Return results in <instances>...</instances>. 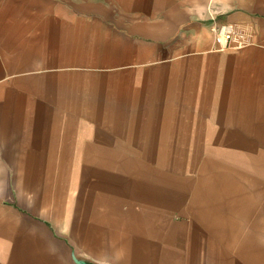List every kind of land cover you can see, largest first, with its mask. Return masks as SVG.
Listing matches in <instances>:
<instances>
[{
  "label": "crops",
  "instance_id": "0c3cea01",
  "mask_svg": "<svg viewBox=\"0 0 264 264\" xmlns=\"http://www.w3.org/2000/svg\"><path fill=\"white\" fill-rule=\"evenodd\" d=\"M34 218L100 264H264V0H0V264Z\"/></svg>",
  "mask_w": 264,
  "mask_h": 264
},
{
  "label": "rangeland",
  "instance_id": "374dc122",
  "mask_svg": "<svg viewBox=\"0 0 264 264\" xmlns=\"http://www.w3.org/2000/svg\"><path fill=\"white\" fill-rule=\"evenodd\" d=\"M35 220H32L31 223V242L29 249L26 248H19L16 247L17 244H15L14 248V255H15V264H37L38 262L44 261L46 256L50 255L51 257H54L55 255L59 256H65V261L70 262L71 264H76L74 259L71 256L70 250H62V248H57L55 246V243H52L51 239L54 237L53 230L54 225L50 223H46L44 229L43 227L40 228L38 225L39 218H34ZM39 233H42V242H45L48 244L47 248H44L42 245L45 243L39 244L40 240H38ZM54 244V245H51ZM40 245V247H39ZM42 246V247H41ZM23 261H26L25 263H22ZM39 264V263H38Z\"/></svg>",
  "mask_w": 264,
  "mask_h": 264
},
{
  "label": "built area",
  "instance_id": "2783aa9c",
  "mask_svg": "<svg viewBox=\"0 0 264 264\" xmlns=\"http://www.w3.org/2000/svg\"><path fill=\"white\" fill-rule=\"evenodd\" d=\"M233 36V26H225L217 33V44L220 50L228 48Z\"/></svg>",
  "mask_w": 264,
  "mask_h": 264
},
{
  "label": "water",
  "instance_id": "95a60500",
  "mask_svg": "<svg viewBox=\"0 0 264 264\" xmlns=\"http://www.w3.org/2000/svg\"><path fill=\"white\" fill-rule=\"evenodd\" d=\"M73 259H74L76 264H100V263L91 261L87 258H82V257L78 256V254L75 251L73 252Z\"/></svg>",
  "mask_w": 264,
  "mask_h": 264
}]
</instances>
